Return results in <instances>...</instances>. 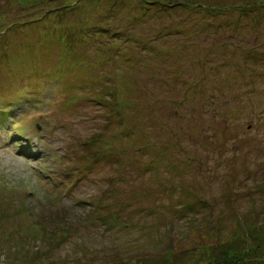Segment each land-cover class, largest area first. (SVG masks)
Wrapping results in <instances>:
<instances>
[{"label": "rangeland", "instance_id": "1", "mask_svg": "<svg viewBox=\"0 0 264 264\" xmlns=\"http://www.w3.org/2000/svg\"><path fill=\"white\" fill-rule=\"evenodd\" d=\"M0 264H264V0H0Z\"/></svg>", "mask_w": 264, "mask_h": 264}, {"label": "trees", "instance_id": "2", "mask_svg": "<svg viewBox=\"0 0 264 264\" xmlns=\"http://www.w3.org/2000/svg\"><path fill=\"white\" fill-rule=\"evenodd\" d=\"M156 1V0H155Z\"/></svg>", "mask_w": 264, "mask_h": 264}]
</instances>
